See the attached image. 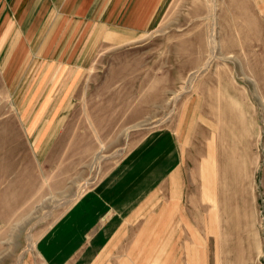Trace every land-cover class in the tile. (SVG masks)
<instances>
[{"label":"rangeland","instance_id":"rangeland-1","mask_svg":"<svg viewBox=\"0 0 264 264\" xmlns=\"http://www.w3.org/2000/svg\"><path fill=\"white\" fill-rule=\"evenodd\" d=\"M85 1L4 0L0 264H264V0Z\"/></svg>","mask_w":264,"mask_h":264},{"label":"crops","instance_id":"crops-1","mask_svg":"<svg viewBox=\"0 0 264 264\" xmlns=\"http://www.w3.org/2000/svg\"><path fill=\"white\" fill-rule=\"evenodd\" d=\"M68 1V0H67ZM107 0H101L100 4L104 5ZM84 4H89L83 0ZM158 3V0H120L119 5L129 6L127 9V14L123 16L120 20L116 18V9L113 6H117V1L109 0L107 6L114 7L110 8L107 12L108 20L98 21V24L93 26L92 33L87 38V41L84 45L85 53H90L92 48L96 43H99L100 40H117L121 38L125 33L132 36L133 33L145 31L150 23H152V12L150 13V7H153L154 4ZM97 3H95L96 5ZM4 6V0H0V35L3 30L5 33V18L2 16V8ZM83 7V6H82ZM102 10L100 11V13ZM12 23L16 25L17 29L13 31V40L11 41L12 45L15 44V40L19 37L20 32V10L17 12H12ZM17 22V24H15ZM15 27V26H13ZM12 33V31H11ZM9 34V33H7ZM91 42V43H90ZM13 47V46H12Z\"/></svg>","mask_w":264,"mask_h":264}]
</instances>
